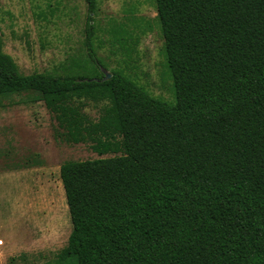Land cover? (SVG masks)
<instances>
[{
	"label": "trees",
	"instance_id": "obj_1",
	"mask_svg": "<svg viewBox=\"0 0 264 264\" xmlns=\"http://www.w3.org/2000/svg\"><path fill=\"white\" fill-rule=\"evenodd\" d=\"M85 1V53L61 72L23 73L0 35V100L43 101L99 155L60 166L72 230L52 264H264V0H154L173 101L107 77ZM105 30L129 57L147 31L133 13Z\"/></svg>",
	"mask_w": 264,
	"mask_h": 264
},
{
	"label": "rangeland",
	"instance_id": "obj_2",
	"mask_svg": "<svg viewBox=\"0 0 264 264\" xmlns=\"http://www.w3.org/2000/svg\"><path fill=\"white\" fill-rule=\"evenodd\" d=\"M86 12L85 0H0L4 50L23 73L61 72L72 57L85 53ZM131 13L147 31L129 57L105 29L112 20L128 21ZM156 14L154 0H99L104 44L98 54L106 74L123 68L152 95L173 101ZM84 109L96 119L100 104L90 101ZM98 156L88 143L62 139L43 101L23 94L0 100V264L54 262L72 230L60 166Z\"/></svg>",
	"mask_w": 264,
	"mask_h": 264
},
{
	"label": "water",
	"instance_id": "obj_3",
	"mask_svg": "<svg viewBox=\"0 0 264 264\" xmlns=\"http://www.w3.org/2000/svg\"><path fill=\"white\" fill-rule=\"evenodd\" d=\"M111 76V73H107V77H110Z\"/></svg>",
	"mask_w": 264,
	"mask_h": 264
}]
</instances>
